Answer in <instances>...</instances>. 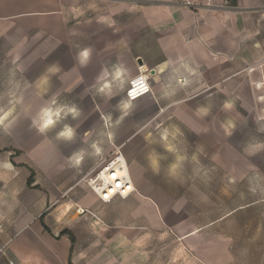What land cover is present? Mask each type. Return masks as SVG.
<instances>
[{"label":"crops","instance_id":"1","mask_svg":"<svg viewBox=\"0 0 264 264\" xmlns=\"http://www.w3.org/2000/svg\"><path fill=\"white\" fill-rule=\"evenodd\" d=\"M220 3L191 8L181 0H0V45L9 48V60L27 68L48 64V93L67 100L48 98L46 106L39 98L32 101L30 112L44 111L36 121L30 117L32 124H41L24 146L32 166L17 157L1 163L12 178L0 194V264H118V251L93 246L109 234L106 228L112 229L117 214L129 242L140 235H150V245L152 238H169L199 264H217L215 245L205 239L216 233L222 218L199 225L191 216L169 213L176 209L171 197L141 186L128 166L134 188L129 198L104 203L87 180L107 153L119 148L113 135L104 136L107 123H114L108 112L115 108L102 100L125 95L140 67L149 70L152 84V94L141 100L189 104L182 108L188 112L200 109V96L231 94L234 85H244L249 73L264 67V15L252 31V15ZM118 100V107L129 111L141 101ZM61 109L81 114L56 131ZM158 121L154 125L160 126ZM184 125L196 122L189 118ZM47 131L55 133L43 139L40 134ZM4 153L11 156L13 150ZM65 230L74 243L61 235ZM112 235L111 240L117 238ZM191 237L207 252L192 254Z\"/></svg>","mask_w":264,"mask_h":264},{"label":"rangeland","instance_id":"2","mask_svg":"<svg viewBox=\"0 0 264 264\" xmlns=\"http://www.w3.org/2000/svg\"><path fill=\"white\" fill-rule=\"evenodd\" d=\"M181 1L191 8L203 4L217 7L221 2L222 6L245 11L253 16L249 25L252 31L257 30L256 19L264 15V0H242V7L240 0ZM8 50L6 45H0V194L12 178L9 171L2 169L3 161L13 162L12 158L17 157L29 166L33 164L24 148L27 139L38 135L41 127L30 119L37 113V110L30 112L34 108L32 101L39 98L44 101L43 106L48 98L51 103L67 101L63 96L54 100L53 94L48 93V64L27 68L22 62H11L6 55ZM259 82L264 83V67L249 73L243 79L244 85H234L231 94L200 96V109L189 112L182 109L189 104L165 102L158 106L148 98L131 106L129 111L115 102L117 98L123 101L124 94L114 99L113 95H105L102 100L113 103L115 108L108 112L114 123H107L104 136L113 135L119 147L115 152L113 147L106 159H115L116 152L125 155L133 178L141 186L160 188L171 197L176 209L169 213L191 216L199 225L207 218H222L216 224V233L205 239L215 245L217 264H264V84L258 88ZM80 114L79 110L72 115L68 110H58L56 131L75 123ZM156 118L161 120L160 126L154 125ZM189 118L196 125H184ZM54 133L47 131L40 135L46 139ZM8 149L13 150V155L4 153ZM114 219L110 222L112 229L105 227L109 234L104 235L102 243L97 239L93 246L118 251V264H199L181 244L169 238H152L150 245L151 236L140 235L129 242L122 233L121 217L117 214ZM112 234L117 238L111 240ZM198 240L188 239L192 254L207 252ZM91 244L89 240L88 246Z\"/></svg>","mask_w":264,"mask_h":264},{"label":"built area","instance_id":"3","mask_svg":"<svg viewBox=\"0 0 264 264\" xmlns=\"http://www.w3.org/2000/svg\"><path fill=\"white\" fill-rule=\"evenodd\" d=\"M152 94V84L149 78V70L144 67H140L139 74L128 82V86L125 91L126 101L129 104H133ZM121 153L116 152L115 159H104L93 170L91 176L87 180V185L90 189L99 197L104 203H111L116 198L126 199L129 198L134 192L130 190V179L127 176L117 177L115 183H110L107 187H101L97 182L99 179V173L108 170L112 173V177L115 176L117 169H122L120 162H117L112 168H110L114 161L119 160ZM100 169V170H99ZM98 170V171H96ZM8 264H16L10 261Z\"/></svg>","mask_w":264,"mask_h":264},{"label":"bare ground","instance_id":"4","mask_svg":"<svg viewBox=\"0 0 264 264\" xmlns=\"http://www.w3.org/2000/svg\"><path fill=\"white\" fill-rule=\"evenodd\" d=\"M52 122V121H50ZM47 123H49V121H47ZM119 157V160L118 161H114L113 165L110 167L112 168L117 162H120V164L122 165V169H117L116 172H115V176L112 177V173H110L108 170L106 171H103V172H100L99 174V179L97 182H102V183H99V185L101 187H107L108 184L110 183H115V180L117 177H121V176H127L129 177L127 174H128V168H127V165H126V162H125V159L124 157L121 155V156H118ZM116 160V159H114ZM130 179V178H129ZM130 190L134 192V188H133V185H132V182L130 181Z\"/></svg>","mask_w":264,"mask_h":264},{"label":"trees","instance_id":"5","mask_svg":"<svg viewBox=\"0 0 264 264\" xmlns=\"http://www.w3.org/2000/svg\"><path fill=\"white\" fill-rule=\"evenodd\" d=\"M32 183H33V176H31L30 177V179H29V185H32ZM61 235H69L70 237H71V239H72V242L74 243L75 241H74V237L70 234V232H68V231H63L62 233H61Z\"/></svg>","mask_w":264,"mask_h":264},{"label":"water","instance_id":"6","mask_svg":"<svg viewBox=\"0 0 264 264\" xmlns=\"http://www.w3.org/2000/svg\"><path fill=\"white\" fill-rule=\"evenodd\" d=\"M141 63V62H140Z\"/></svg>","mask_w":264,"mask_h":264}]
</instances>
